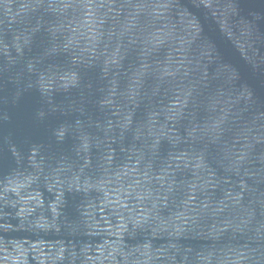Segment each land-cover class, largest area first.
<instances>
[{
    "label": "water",
    "instance_id": "95a60500",
    "mask_svg": "<svg viewBox=\"0 0 264 264\" xmlns=\"http://www.w3.org/2000/svg\"><path fill=\"white\" fill-rule=\"evenodd\" d=\"M0 264H264V0H0Z\"/></svg>",
    "mask_w": 264,
    "mask_h": 264
}]
</instances>
